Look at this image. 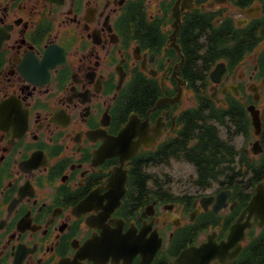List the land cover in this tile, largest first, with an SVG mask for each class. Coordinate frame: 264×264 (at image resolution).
<instances>
[{
	"label": "flooded vegetation",
	"instance_id": "af4514ba",
	"mask_svg": "<svg viewBox=\"0 0 264 264\" xmlns=\"http://www.w3.org/2000/svg\"><path fill=\"white\" fill-rule=\"evenodd\" d=\"M0 264H264V1L0 0Z\"/></svg>",
	"mask_w": 264,
	"mask_h": 264
},
{
	"label": "trees",
	"instance_id": "16d2710c",
	"mask_svg": "<svg viewBox=\"0 0 264 264\" xmlns=\"http://www.w3.org/2000/svg\"><path fill=\"white\" fill-rule=\"evenodd\" d=\"M247 1V0H246ZM260 1H264V0H260ZM206 23L203 20H199V19H189L187 25H186V36L185 38H187L186 40V45H184V49L187 53V60L188 62V69L186 71L187 75H195L198 72V66L195 63L196 59L198 58L197 52L198 50L201 48V45L199 44V36L201 34V32L203 31L204 27H205ZM218 32H214V34H212L207 42H208V50L206 51L204 57H205V62L204 64L206 66H209V64L212 63V61L218 57H220L223 54V51L229 50L231 47L230 45L227 43V40L220 37ZM224 42H226V45H224ZM241 47L243 46L242 44H239ZM190 68V70H189ZM189 118L192 119V117L190 116ZM190 123V122H189ZM187 122V129L193 130L190 127V124ZM200 132V137H199V146L198 148L195 150L198 153V158L200 160H202L204 162V169L205 170H209V172H211L213 170V166L214 163L217 161V158H215V153H214V145H215V141L213 139V134L211 131V128L209 126H201L199 129ZM189 132H185V134H187ZM183 137L184 138V135ZM179 148H181L183 146V144H179ZM178 141L177 142H173V147H171L167 153H166V158H169L171 156H174L176 154H178ZM201 179L204 180L206 178V174L205 172H201Z\"/></svg>",
	"mask_w": 264,
	"mask_h": 264
},
{
	"label": "rangeland",
	"instance_id": "374dc122",
	"mask_svg": "<svg viewBox=\"0 0 264 264\" xmlns=\"http://www.w3.org/2000/svg\"><path fill=\"white\" fill-rule=\"evenodd\" d=\"M201 45V43H199ZM197 55H200V50H198ZM198 66V64H197ZM198 69V72L196 75H200L201 71ZM166 171L169 173V175H174L178 177V184L182 187H186L185 185V180L192 174V169L190 168L189 165H187L185 162L182 161H171L170 165L165 168V167H160V172Z\"/></svg>",
	"mask_w": 264,
	"mask_h": 264
},
{
	"label": "water",
	"instance_id": "95a60500",
	"mask_svg": "<svg viewBox=\"0 0 264 264\" xmlns=\"http://www.w3.org/2000/svg\"><path fill=\"white\" fill-rule=\"evenodd\" d=\"M186 1L187 0H184L185 3H186ZM217 1H221V0H217ZM179 22H180V19H179V10H178V23ZM219 74H220V72L218 71V66H216L215 69L210 73L212 79H214V80H218ZM180 95H181V90L179 89L174 98H177V96L179 97ZM170 100H173V99H170Z\"/></svg>",
	"mask_w": 264,
	"mask_h": 264
}]
</instances>
